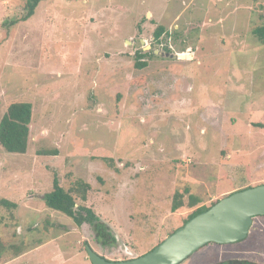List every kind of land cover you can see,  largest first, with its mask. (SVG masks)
<instances>
[{
	"label": "rangeland",
	"instance_id": "obj_1",
	"mask_svg": "<svg viewBox=\"0 0 264 264\" xmlns=\"http://www.w3.org/2000/svg\"><path fill=\"white\" fill-rule=\"evenodd\" d=\"M25 1L0 0V120L13 103L33 105L27 153L0 146V199L18 205L0 209V264H92L87 246L135 259L187 215L171 212L175 192L205 206L264 184V45L253 35L264 0H46L5 26ZM140 51L155 53L144 69ZM54 174L66 191L90 185L86 203L73 196L115 245L45 205ZM231 259L264 264V216L244 241L181 264Z\"/></svg>",
	"mask_w": 264,
	"mask_h": 264
},
{
	"label": "trees",
	"instance_id": "obj_2",
	"mask_svg": "<svg viewBox=\"0 0 264 264\" xmlns=\"http://www.w3.org/2000/svg\"><path fill=\"white\" fill-rule=\"evenodd\" d=\"M46 0H26L24 5V14L18 20L9 22L7 25H14L18 22L29 20L35 15L38 6ZM165 29L158 27L155 38L160 39ZM253 35L264 45V23L253 30ZM170 53V50L166 48ZM149 54L155 56L154 51H140L136 55L135 67L144 69L148 63L144 61L145 56ZM33 117V105L27 102H18L11 104L6 113L0 120V146L10 154H26L29 146L30 125ZM262 127L261 125H257ZM46 155H57V151L46 152ZM106 160V159H105ZM73 189L66 191L61 185L56 174L53 177L52 190L44 195L45 205L57 212L62 213L70 218L77 227L88 224L95 235V239L103 247L113 246L117 243L115 235L109 226L96 215V213L85 205H78L73 193L82 203L87 202V193L90 191V185L84 181H78ZM250 188V187H248ZM247 189V188H246ZM219 200L213 201L210 205L201 206V199L191 192L189 188L174 193L171 202V212H187V215L174 227L173 233L183 227L189 220L200 213L209 210L218 203ZM15 210L18 208L17 203L7 199H0V209ZM218 245V244H217ZM4 247L0 239V259ZM214 264H259L246 259H231Z\"/></svg>",
	"mask_w": 264,
	"mask_h": 264
},
{
	"label": "water",
	"instance_id": "obj_3",
	"mask_svg": "<svg viewBox=\"0 0 264 264\" xmlns=\"http://www.w3.org/2000/svg\"><path fill=\"white\" fill-rule=\"evenodd\" d=\"M258 216H264V184L220 199L138 258L109 261L90 246L86 247V253L92 264H181L210 243L230 245L244 241Z\"/></svg>",
	"mask_w": 264,
	"mask_h": 264
},
{
	"label": "crops",
	"instance_id": "obj_4",
	"mask_svg": "<svg viewBox=\"0 0 264 264\" xmlns=\"http://www.w3.org/2000/svg\"><path fill=\"white\" fill-rule=\"evenodd\" d=\"M53 260H56V259H53ZM57 261H58V264H70L69 262H71L72 260H71V259H70V260H66V259H64V260H62V259H58ZM36 264H39V263H36Z\"/></svg>",
	"mask_w": 264,
	"mask_h": 264
}]
</instances>
